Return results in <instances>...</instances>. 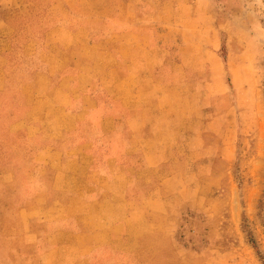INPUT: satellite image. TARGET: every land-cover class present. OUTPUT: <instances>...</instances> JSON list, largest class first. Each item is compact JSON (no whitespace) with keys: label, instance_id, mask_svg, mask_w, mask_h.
Listing matches in <instances>:
<instances>
[{"label":"rangeland","instance_id":"rangeland-1","mask_svg":"<svg viewBox=\"0 0 264 264\" xmlns=\"http://www.w3.org/2000/svg\"><path fill=\"white\" fill-rule=\"evenodd\" d=\"M136 20L143 35L149 27L170 41L157 45L145 79L142 101L153 108L125 107L119 123L94 118L95 143L126 152L116 162L122 172L106 175L125 178L119 213L127 226L112 240L100 233L116 222L114 202L101 213L82 187L73 193L85 203L75 201L65 187L70 173L38 162L52 125L37 119L56 117L45 102L64 100L56 88L69 86L81 103L86 95L113 100L104 72L120 62L108 53L132 60L143 51L109 40ZM65 26L87 28L78 33L87 40L71 46L78 52L57 42L67 39ZM86 67L98 74L84 92V77L67 73ZM141 118L157 141L138 139L140 125H129ZM59 127L58 142H89L83 126ZM143 147L148 155L134 154ZM73 158L59 160L75 166ZM93 184L103 201L117 198L120 186L106 193ZM0 264H264V0H0Z\"/></svg>","mask_w":264,"mask_h":264},{"label":"crops","instance_id":"crops-1","mask_svg":"<svg viewBox=\"0 0 264 264\" xmlns=\"http://www.w3.org/2000/svg\"><path fill=\"white\" fill-rule=\"evenodd\" d=\"M125 3V1L122 2V5ZM120 5V7L122 6ZM136 6L137 3H135ZM139 10V8L134 7ZM156 10V9H153ZM163 10V8H162ZM164 12L166 10L164 9ZM143 21H135L134 23H131L126 29L120 27L117 39L112 38L109 40V42H116L117 45L120 47H126V46H135L138 49H142L143 53L140 55L139 53L132 54L136 57L134 59L130 60V57L125 56L123 53L120 55L118 54L114 58L109 57L111 56L110 53H108V59L111 61H117L120 62L118 65L112 63V65L107 66L105 69L106 78L104 81H107L105 84V88L110 93V96H112L113 100L108 101L103 104H99L97 100H94L92 96L89 98L86 95V99L84 103H81V101L76 100V94H72L71 88L68 86V89H64L61 91L59 88H56V91L63 92V101H56L52 98V103L45 101L48 106L52 109V111H55L56 117L52 116L50 117L49 114H46L43 119H37L38 124H46L49 123L52 125L51 128L48 129L47 133L46 131H42V128H39L40 131L37 133L40 134V139L44 137V134H52L51 138V144H48L44 149L38 150L36 156L38 157L37 160L40 164H43L46 166V169L48 171H53L58 174L64 172H69L71 181H69L67 187L71 193L69 192V195L74 197L75 201H84L83 199H78L79 195L77 193H73V189L75 188H89L92 189L90 193L87 195L86 202L94 203L95 207L99 209L98 211H101V208L104 207L106 203H111L112 207L116 209V214L111 213V217H114L116 219V222L110 226L108 230H105L104 232H101L100 235L107 237L111 236L112 240L117 238L119 234H121L125 227L127 226L125 222L122 220H125V213H119L123 210V206L125 203L124 196L121 194L122 192V185L121 181H125L124 175L121 176H115L113 179H109L108 176H106L109 171H115V172H122V168L119 164H117L118 159H122V155L126 154L124 151L121 152L120 149H115L113 151H109L107 153V150H102L100 147V144L94 140L92 136L94 123L97 121L94 118H97L101 116V122L106 123L110 119H113L116 121V123H119V121H123L124 112L127 111H141L145 114L144 111H150L151 108H153V104L151 103V100H144L142 101V96L146 94V92L149 90V86L146 85V77L152 75V70L154 68V64L156 66V60H157V50L160 42L163 41V45L168 44L170 40L166 39H160L158 37L156 30H151V28L148 27V34L143 35V31L145 29L140 28H146L145 25H142ZM168 22V21H167ZM144 23V22H143ZM122 28V29H121ZM86 27L79 28V30L72 29L70 26H65L64 30L66 31V38H63L61 41V38L58 37L59 43L65 42L69 44L68 47L73 49V52L77 51V47H71L73 45H77V42L79 44H82V42H85L87 40V37H84L85 40L80 41L78 37V33H82V31H86ZM170 31V30H169ZM157 47V48H156ZM78 52V51H77ZM106 55V52H103L102 56ZM92 63H95L94 60H92ZM105 61V60H104ZM106 62H108L106 60ZM93 65V64H92ZM116 65V66H115ZM70 70V69H68ZM54 74H58L57 72ZM69 81H76L74 77H84V87L80 90L87 91L89 87H93V76H97L98 73H94V69L92 67H86L83 69H80L79 71H72L70 70L68 73ZM112 77H120L116 81V79H111ZM111 79V80H108ZM129 80L132 81V83H129ZM135 81L137 84H135ZM132 86L131 89H127L126 87ZM67 90L70 95L67 97ZM52 91L51 93L56 96L57 92ZM77 92V90H76ZM113 92H115V96L113 95ZM129 93L132 95V101L126 100V95ZM52 95V96H53ZM79 95L82 96L81 92H79ZM116 98V99H115ZM46 99H49L46 98ZM88 100V101H87ZM80 103V104H79ZM125 107L129 110H125ZM122 114H120L121 109ZM128 113V112H127ZM39 117V116H38ZM33 122V121H32ZM77 124V125H76ZM152 123L145 120V118H141L140 121L133 122L129 126H131L132 130H137V125H140L141 135L138 137V139L141 137L144 139V141L148 144H151L158 139H152L151 137L147 136L145 133L149 130V127ZM85 125V126H84ZM60 126L59 128L62 130L63 133L72 132L76 127L83 126L89 133L90 136L88 138V143H77V146H74L72 142L67 143L66 139H63L61 142H58L56 139L60 140L62 137L61 134L59 136H55V127ZM58 131H56L57 133ZM46 135V136H47ZM145 135V136H144ZM153 141V142H152ZM131 148V147H130ZM143 150H140L139 152L136 150V153L141 155V153H144L145 155H148L145 148L149 147H143ZM108 155V159H104V157ZM94 156L96 159H94ZM41 157V158H39ZM66 157H74L72 161L74 162L75 166H69L68 162H63V160ZM110 158H116L115 163H112L110 161ZM56 161H59L56 163ZM83 162V163H82ZM45 168H43L42 171H44ZM79 173H84L83 177L80 175L79 178H76L75 175H79ZM74 174V176H72ZM98 174V175H96ZM73 177V178H72ZM98 177V178H97ZM135 181V179H134ZM99 184V182L102 184V189H106L107 192H112L113 187L114 191L117 187L120 186V189L116 191V197L120 198L117 200L113 199L112 201H106L102 200V195H98V192L94 191L95 187L94 184ZM166 183H163L162 185H165ZM63 186V185H62ZM97 188V187H96ZM111 190V191H110ZM76 192V191H75ZM82 198H84V195H80ZM86 196V195H85ZM107 196V195H106ZM105 198V197H104ZM121 200V201H119ZM102 201V202H101ZM85 203V201H84ZM100 204V205H99ZM103 211H101L102 213ZM63 233V232H62ZM65 234V233H63Z\"/></svg>","mask_w":264,"mask_h":264},{"label":"trees","instance_id":"trees-1","mask_svg":"<svg viewBox=\"0 0 264 264\" xmlns=\"http://www.w3.org/2000/svg\"><path fill=\"white\" fill-rule=\"evenodd\" d=\"M251 242H252V245L254 246V248H255L256 250H258V248H257V245H256L255 241H251Z\"/></svg>","mask_w":264,"mask_h":264}]
</instances>
